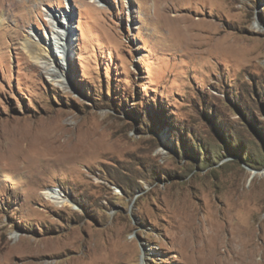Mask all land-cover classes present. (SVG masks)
I'll return each mask as SVG.
<instances>
[{"label": "rangeland", "instance_id": "obj_1", "mask_svg": "<svg viewBox=\"0 0 264 264\" xmlns=\"http://www.w3.org/2000/svg\"><path fill=\"white\" fill-rule=\"evenodd\" d=\"M171 1L0 0V264H264V0Z\"/></svg>", "mask_w": 264, "mask_h": 264}, {"label": "bare ground", "instance_id": "obj_2", "mask_svg": "<svg viewBox=\"0 0 264 264\" xmlns=\"http://www.w3.org/2000/svg\"><path fill=\"white\" fill-rule=\"evenodd\" d=\"M2 1H4L6 3L7 2H10V3L14 2V0H2ZM165 1L168 2L169 0H165ZM171 3H172V1H171ZM47 16H50V15L47 14ZM51 16H53V21L50 24V29L53 33V37H51V39H54V38L57 39L58 44H60V48H62L61 49L62 51L61 50L60 51L63 53V55L66 59L67 56L69 55V51H70L69 49H70V45H71L70 43L73 40V38H71L72 31H70L71 30V20H72V11L67 13V16L69 17L68 26H66L67 24L64 25L63 20L58 21L57 13L52 12ZM179 19H180V17H178V16L173 17V21L176 24H179V23L184 24V22L182 20H180L178 23ZM219 33H222V32H219ZM29 35H32V33H29ZM243 37H244V35H243ZM249 38H251V35H246V38H241L239 40L238 39H231L230 40L231 44H232L231 46H235V47L240 48V49L243 48L244 50H246L247 47H244L243 44L246 45L245 42H247V43L250 42L248 40ZM252 38H254V37H252ZM45 40H46V38H45ZM24 47L28 50L31 58L36 63H39V65L41 64V67H43L44 69H46L48 71L49 70L53 71L55 74H59L60 77L65 76L66 72H65L64 63L56 60V58L53 57V54H52L53 51H52V49H50L49 42H46V41L40 42L39 40L35 39L34 37H30V38L25 39ZM249 53H250V55H248V56L250 58V56L253 55V50L249 51ZM255 57H257V56H255ZM65 59L62 58V60H65ZM41 193L45 199H47L51 202H56L57 205H65L68 202V200L66 199V196L64 194H62L61 191L58 189L47 188V189L43 190ZM215 236H217V235H215ZM222 237H224V235ZM238 239H237V242H236V239H234L233 243H235V242H236V244L240 243V240L238 241ZM227 242H229V240ZM236 244H234V246L231 248L232 250L231 249L229 250L230 253H229V251H225V252H223L225 254H222V253L220 254V248L222 246V241L221 240H218V241L211 240V243L209 244V247H210L209 253L204 255V256H201V257L198 256L196 259V264H260L254 258L255 254H256V248L255 249L253 248L252 250H250L248 252V255H246L245 252L243 251V246H242L243 244L240 243L241 246L240 245L237 246ZM190 245L192 247H195L194 245H192V243ZM204 245L205 244H203V246ZM255 247H256V245H255Z\"/></svg>", "mask_w": 264, "mask_h": 264}, {"label": "trees", "instance_id": "obj_3", "mask_svg": "<svg viewBox=\"0 0 264 264\" xmlns=\"http://www.w3.org/2000/svg\"><path fill=\"white\" fill-rule=\"evenodd\" d=\"M208 157V156H207ZM207 157H206V160H205V162H208V159H207Z\"/></svg>", "mask_w": 264, "mask_h": 264}]
</instances>
